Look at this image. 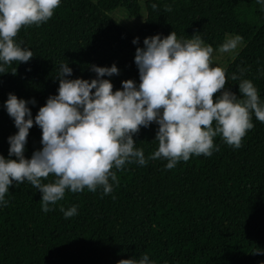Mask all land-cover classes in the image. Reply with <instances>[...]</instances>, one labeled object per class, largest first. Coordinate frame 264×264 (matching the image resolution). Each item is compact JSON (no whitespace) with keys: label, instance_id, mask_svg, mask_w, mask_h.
<instances>
[{"label":"trees","instance_id":"1","mask_svg":"<svg viewBox=\"0 0 264 264\" xmlns=\"http://www.w3.org/2000/svg\"><path fill=\"white\" fill-rule=\"evenodd\" d=\"M139 2L61 0L47 22L22 26L15 39L34 57L18 65L13 61L0 74V155L9 158L7 138L17 131L3 108L9 93L35 100V106L28 105L35 117L57 94L55 77L66 61L72 69L68 79H95L90 66L115 64L119 74L102 77L113 91L125 80L138 84L136 48L146 37L171 31L178 39L199 35L214 51L228 36H241L243 48L225 70V87L238 96L239 80L231 76L243 71L241 78L264 100V6L255 0H145V21L131 35L110 15L120 9L139 19ZM252 123L239 148L217 136L218 151L190 156L170 170L162 158L148 160L158 149V126L141 127L133 139L145 165L113 169L117 179L109 181L113 190L107 195L102 188L66 190L47 213L27 181L10 186L7 206H0V264H118L144 254L154 264H264V123L254 116ZM40 140L41 130L33 125L26 159L41 149ZM53 179L49 175L43 182ZM72 206L77 214L65 218L61 208Z\"/></svg>","mask_w":264,"mask_h":264},{"label":"clouds","instance_id":"2","mask_svg":"<svg viewBox=\"0 0 264 264\" xmlns=\"http://www.w3.org/2000/svg\"><path fill=\"white\" fill-rule=\"evenodd\" d=\"M255 2L264 6V0ZM60 4L61 0H0V74L13 61L18 65L34 57L16 41L17 33L22 26L47 22ZM138 41L134 38L132 44ZM241 41V36H231L218 52L231 53ZM213 51L199 35L178 39L171 31L166 37H146L134 54L139 83L125 80L115 91L109 79H102L119 74L115 64L90 66L95 79H68L72 69L66 61L55 77L57 94L47 98L35 117L28 107L35 106V100L9 93L3 108L17 131L7 138L9 158L0 155V206H7L10 186L25 181L40 193L41 210L47 213L49 205L62 200L66 190L78 193L102 188L103 194L111 193L109 181L117 179L113 169L120 170L126 163L143 166L148 160L162 158L170 170L190 156L207 157L218 151L213 143L217 136L239 148L246 132L254 127L253 116L264 123V100L250 80L241 78L243 71L231 76L239 80V95L226 88V71L212 66ZM15 71L16 67L13 75ZM152 124L158 126L154 138L158 149L146 160L133 136ZM33 125L41 130L42 147L26 159L25 145ZM49 175L54 179L44 183ZM61 211L69 218L77 214V207ZM118 264L154 262L144 254Z\"/></svg>","mask_w":264,"mask_h":264},{"label":"rangeland","instance_id":"3","mask_svg":"<svg viewBox=\"0 0 264 264\" xmlns=\"http://www.w3.org/2000/svg\"><path fill=\"white\" fill-rule=\"evenodd\" d=\"M94 2V0H91ZM145 0H140L139 6L141 9V14L139 19L129 17L124 11L117 9L111 15V19L116 21L121 28H123L127 33L134 35L139 27L142 26L145 21V12L143 10V2ZM229 38V36L227 37ZM226 38V39H227ZM243 48L242 43H240L237 48L231 53H219L218 51H213L212 53V66L220 67L226 70L228 66L234 61L237 55L241 52Z\"/></svg>","mask_w":264,"mask_h":264}]
</instances>
